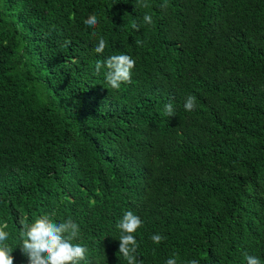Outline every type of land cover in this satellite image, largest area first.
I'll return each mask as SVG.
<instances>
[{
	"label": "trees",
	"instance_id": "obj_1",
	"mask_svg": "<svg viewBox=\"0 0 264 264\" xmlns=\"http://www.w3.org/2000/svg\"><path fill=\"white\" fill-rule=\"evenodd\" d=\"M118 54L136 65L112 89L95 62ZM126 211L143 222V264H264V0H0V224L14 264H28L18 220L44 215L79 225L81 264H127Z\"/></svg>",
	"mask_w": 264,
	"mask_h": 264
},
{
	"label": "clouds",
	"instance_id": "obj_2",
	"mask_svg": "<svg viewBox=\"0 0 264 264\" xmlns=\"http://www.w3.org/2000/svg\"><path fill=\"white\" fill-rule=\"evenodd\" d=\"M138 3L141 0H137ZM142 6L147 7L145 3ZM166 3L161 7H166ZM145 24L153 22L152 16L145 14L143 16ZM89 28H95L98 20L94 14H90L88 19L84 21ZM132 28L139 31L140 28L134 21ZM96 35L95 32L92 33ZM139 43V42H138ZM107 47V41L103 38L98 40L94 47L96 54H103ZM136 65V60L127 54L111 55L104 60L95 62V73L99 74L104 71L106 83L112 89H119L122 84L131 83L132 70ZM196 97L189 95L184 103L186 111H192L195 108ZM164 114L174 117V109L171 103L164 106ZM20 225V252L27 257L28 264H81L85 261L88 254L87 245L76 243L80 236V228L71 218L56 222L50 216L44 215L28 222L21 217L18 220ZM141 218L132 211H126L117 223L119 229V247L118 253L122 255L127 264H143L138 259L136 253L139 247L135 237V233L142 226ZM6 225L0 224V264H14L12 255L13 248L9 245L8 240L10 233L6 230ZM167 239L160 234H153L151 240L155 244L161 243ZM246 264H261V260L257 256L244 254ZM166 264H177L176 254H173L166 260ZM188 264H198L196 259L188 261Z\"/></svg>",
	"mask_w": 264,
	"mask_h": 264
}]
</instances>
